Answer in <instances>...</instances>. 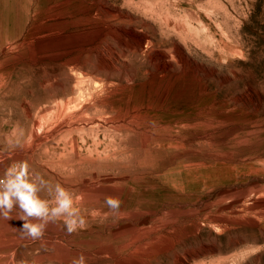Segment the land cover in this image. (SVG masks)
<instances>
[{
  "label": "rangeland",
  "instance_id": "obj_1",
  "mask_svg": "<svg viewBox=\"0 0 264 264\" xmlns=\"http://www.w3.org/2000/svg\"><path fill=\"white\" fill-rule=\"evenodd\" d=\"M22 160L86 226L22 239L14 209L0 264H264V0H0V175Z\"/></svg>",
  "mask_w": 264,
  "mask_h": 264
},
{
  "label": "clouds",
  "instance_id": "obj_2",
  "mask_svg": "<svg viewBox=\"0 0 264 264\" xmlns=\"http://www.w3.org/2000/svg\"><path fill=\"white\" fill-rule=\"evenodd\" d=\"M43 189H47L51 200L40 198L38 193ZM104 203L110 212H119L121 200L118 197L107 195ZM14 209L19 210V220L23 222L18 229L22 239H42L47 224L57 219H62L69 235L86 226L85 218L74 206L72 193L61 184L53 187L39 173L30 172L26 160L14 162L0 175V217L10 220ZM87 259L79 253L71 258L70 264H87ZM16 264H36V261L21 258Z\"/></svg>",
  "mask_w": 264,
  "mask_h": 264
},
{
  "label": "bare ground",
  "instance_id": "obj_3",
  "mask_svg": "<svg viewBox=\"0 0 264 264\" xmlns=\"http://www.w3.org/2000/svg\"><path fill=\"white\" fill-rule=\"evenodd\" d=\"M252 46V45H251ZM77 85V84H76ZM75 85V86H76ZM89 108V107H88ZM91 108V107H90ZM257 187V186H256ZM260 192V190L259 191H257V193H259ZM262 193V192H261ZM264 193V192H263ZM247 197L249 198V195L248 194H246L243 198H241V199H238V200H234L232 203H231V205L227 208V210H226V212L227 213H229V214H231V215H237L238 213H239V211H240V209L241 208H243L244 207V203H245V200L247 199ZM248 200V199H247ZM246 200V201H247ZM249 201V200H248ZM248 204V203H247ZM249 205V204H248ZM105 208V207H104ZM210 224H212L213 226H215V228L216 227H223L224 226V224L225 223H223L222 221L220 222V221H215L214 220V218L213 217H210ZM194 227H196L195 225H194ZM190 229V228H189ZM146 242V241H145ZM13 264H15V262L13 263Z\"/></svg>",
  "mask_w": 264,
  "mask_h": 264
}]
</instances>
